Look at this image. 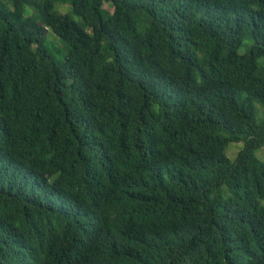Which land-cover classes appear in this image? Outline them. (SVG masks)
<instances>
[{"label": "trees", "instance_id": "16d2710c", "mask_svg": "<svg viewBox=\"0 0 264 264\" xmlns=\"http://www.w3.org/2000/svg\"><path fill=\"white\" fill-rule=\"evenodd\" d=\"M263 148L264 0H0V264H264Z\"/></svg>", "mask_w": 264, "mask_h": 264}, {"label": "rangeland", "instance_id": "374dc122", "mask_svg": "<svg viewBox=\"0 0 264 264\" xmlns=\"http://www.w3.org/2000/svg\"><path fill=\"white\" fill-rule=\"evenodd\" d=\"M106 8L111 9L110 6H106ZM54 12L58 14L71 13V7L69 5H56ZM27 13L31 15L33 11L31 9H27ZM77 19L78 18L76 17V20ZM47 43L56 59L59 62L63 61L65 59V54L68 50V46L64 42L60 41L50 30L48 31ZM242 148V143L230 144L226 151L228 158L231 161H234ZM257 156L264 162V148L261 151L257 152Z\"/></svg>", "mask_w": 264, "mask_h": 264}]
</instances>
